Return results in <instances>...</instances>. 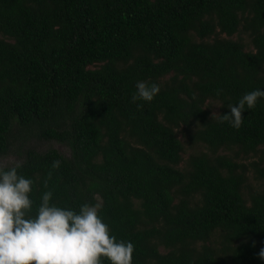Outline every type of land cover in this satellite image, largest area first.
Returning <instances> with one entry per match:
<instances>
[{
  "label": "trees",
  "instance_id": "16d2710c",
  "mask_svg": "<svg viewBox=\"0 0 264 264\" xmlns=\"http://www.w3.org/2000/svg\"><path fill=\"white\" fill-rule=\"evenodd\" d=\"M137 81L160 86L151 102L132 101ZM257 89L264 0H0V157L19 135L65 146L15 165L31 214L48 191L100 203L132 264H264V97L239 129L204 108ZM180 128L203 149L182 167Z\"/></svg>",
  "mask_w": 264,
  "mask_h": 264
},
{
  "label": "clouds",
  "instance_id": "9594fccd",
  "mask_svg": "<svg viewBox=\"0 0 264 264\" xmlns=\"http://www.w3.org/2000/svg\"><path fill=\"white\" fill-rule=\"evenodd\" d=\"M135 88L133 102H151L160 91L158 84L146 81H137ZM262 97L264 90L248 92L237 104L228 105L229 114L213 113L211 118L239 129L245 106L254 108ZM52 166L58 168L59 161ZM18 167L0 166V264H132L134 244L110 233L99 215L100 203H85L77 212L51 204L53 194L48 191L33 216V180L19 175ZM258 257L264 260V248Z\"/></svg>",
  "mask_w": 264,
  "mask_h": 264
},
{
  "label": "rangeland",
  "instance_id": "374dc122",
  "mask_svg": "<svg viewBox=\"0 0 264 264\" xmlns=\"http://www.w3.org/2000/svg\"><path fill=\"white\" fill-rule=\"evenodd\" d=\"M228 39L231 40H240L241 43L244 46V49L246 51L251 50V46L249 44L248 38L246 35H243L241 33L234 34L233 36L229 37ZM167 78V77H166ZM204 108L210 112L212 115L213 113H218V108H219V103L213 102V101H207L204 104ZM189 131V130H188ZM186 129L180 128L178 130H175L176 137L180 144L182 145V153H181V163L180 167L183 166L185 160L187 159L188 156L197 153V152H202L203 149L200 146H195L191 145L187 141V133ZM22 135H19L21 137ZM15 141L10 142L11 148L9 153L6 156L0 157V166H4L5 168H10L12 166H15L16 164H19L21 162V156L22 152L27 148V149H33L39 153L44 152L45 150L48 149H53L55 150L58 154L63 156L64 158H68L69 156V151L65 146L59 145L54 142H44L42 140H36V139H31L25 141L24 143L19 142V138ZM218 154H226V155H231L230 151H219ZM253 185V184H252ZM97 202H99L96 199ZM160 252H163V250H159Z\"/></svg>",
  "mask_w": 264,
  "mask_h": 264
}]
</instances>
